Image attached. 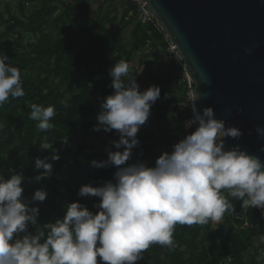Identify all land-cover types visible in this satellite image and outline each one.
Here are the masks:
<instances>
[{
	"label": "trees",
	"instance_id": "trees-1",
	"mask_svg": "<svg viewBox=\"0 0 264 264\" xmlns=\"http://www.w3.org/2000/svg\"><path fill=\"white\" fill-rule=\"evenodd\" d=\"M25 2L33 4L31 9ZM114 21H107L105 13L91 16L89 0H17L15 8L0 0V54L6 53L20 69L25 92L0 107V173L6 178L22 173V195L29 201L36 190L47 192L43 202L30 204L39 208L41 226L62 219L72 202L96 213L99 198L80 197V187L101 186L114 178L115 166L94 168L91 161L106 160L109 149L116 151L112 141L119 139L116 130H93L102 101L114 91L109 70L115 63L126 61L132 76L136 68H142V77H135L139 91L152 85L161 89L148 121L139 129L140 146L129 162L142 160L153 166L163 152H171L175 143L192 132H183L174 116L180 89L176 80L182 69L167 60V39L155 21H138L127 0L120 24L131 26L129 41L107 47L97 29ZM32 104L56 108L50 121L53 129L41 131L38 122L29 119ZM165 118V131H155L153 123ZM53 150L59 160H51ZM45 157L53 164V174L37 182L35 176L43 169H35V159ZM223 194L227 197L226 191ZM227 198L234 212H226L220 222L191 227L177 224V246L169 249L153 244L137 264H264V243L254 244L264 235L259 212L251 207L241 209L242 201ZM236 213L243 219H237ZM29 231L34 233L35 226L30 225Z\"/></svg>",
	"mask_w": 264,
	"mask_h": 264
},
{
	"label": "clouds",
	"instance_id": "clouds-1",
	"mask_svg": "<svg viewBox=\"0 0 264 264\" xmlns=\"http://www.w3.org/2000/svg\"><path fill=\"white\" fill-rule=\"evenodd\" d=\"M255 47L244 51L251 54ZM109 75L114 91L102 101L93 130H116L119 139L112 141L116 151L109 149L106 160H93L91 166H115L116 171L113 180L101 186L85 184L78 192L80 197H98L94 205L98 211L72 202L62 219L41 226L40 210L30 204L43 202L47 192L36 190L29 201L22 195V173L7 178L0 173V264H98V257L100 264H137L153 244L174 249L177 224L220 222L226 212H234L227 197L242 201L241 209L259 208L264 214V160L239 144L226 150L225 138L238 140L243 133L226 127L211 107L201 114L195 94L190 103L193 117L185 121L186 129L195 126V130L175 143L171 152H163L153 166L142 160L129 162L140 146L137 133L148 121L161 89L152 85L139 91L124 60L115 63ZM24 95L20 69L6 53L0 54V107ZM55 115L52 105L32 104L29 119L38 122L39 130L49 131L55 127L50 122ZM255 132L264 140V126L257 125ZM258 151L264 153V144ZM51 160H59L55 150ZM35 169H43L35 176L37 182L53 174L48 157L36 158ZM30 225L35 226L34 233ZM259 239L264 243V235Z\"/></svg>",
	"mask_w": 264,
	"mask_h": 264
},
{
	"label": "water",
	"instance_id": "water-1",
	"mask_svg": "<svg viewBox=\"0 0 264 264\" xmlns=\"http://www.w3.org/2000/svg\"><path fill=\"white\" fill-rule=\"evenodd\" d=\"M142 2L180 56L201 114L211 107L226 127L243 133L226 137L225 149L239 144L264 160L258 151L264 140L255 132L264 126V0Z\"/></svg>",
	"mask_w": 264,
	"mask_h": 264
},
{
	"label": "built area",
	"instance_id": "built-area-1",
	"mask_svg": "<svg viewBox=\"0 0 264 264\" xmlns=\"http://www.w3.org/2000/svg\"><path fill=\"white\" fill-rule=\"evenodd\" d=\"M128 1L129 3L133 4L138 21H140L143 24L155 21V18L153 17L149 9L146 8L142 0H128ZM157 27L159 28L158 25ZM165 56L167 60L170 61L175 67H180L182 69L181 75H179V77L176 80V86L179 87L180 89L178 93V98L175 103L174 116L179 121L181 130L183 132L188 133L194 131L195 126H193V128L190 129L185 128V121L190 120L193 117V113L191 111V105H190V103H192L193 101L192 92H191V89L193 88V83L187 71L184 68V64L180 56L177 54L174 46L172 45V43L168 41V39L165 48ZM254 209L257 212H259L262 223L264 224V214H262V210L259 208H254ZM235 217L239 220L243 219V215L239 213H236Z\"/></svg>",
	"mask_w": 264,
	"mask_h": 264
},
{
	"label": "rangeland",
	"instance_id": "rangeland-1",
	"mask_svg": "<svg viewBox=\"0 0 264 264\" xmlns=\"http://www.w3.org/2000/svg\"><path fill=\"white\" fill-rule=\"evenodd\" d=\"M127 0H89V9H90V13L91 16H97L98 12L100 13H105L106 14V20H110L112 18L115 19L113 24H109L107 26H100L97 29V33L101 34L102 36L105 37L106 43H107V47H111V46H115L118 44H122V43H128L129 41V30L130 28L125 26V27H121L120 24V19H121V15L122 12L125 8V4H126ZM4 2H8L10 4V6L12 8H15L16 2L17 0H2V3ZM33 4H29L27 2H25V7L28 9L32 7ZM102 6V8H101ZM101 9V11H100ZM98 11V12H97ZM131 27V26H130ZM144 50L140 51L139 53H143ZM137 53V52H136ZM135 53V54H136ZM139 53H137L139 55ZM131 64H133V67L136 68L137 65L133 62H131ZM136 75H134V77L138 76V77H142V68L141 70L138 68ZM177 87V86H176ZM177 89V88H176ZM165 119L162 120H157L155 123H153L154 127L156 126L155 131H159V132H164L165 131V127H163V124L165 122ZM142 132L137 133V136L139 137V135H141ZM262 242L260 241V239H255L254 244L255 245H259Z\"/></svg>",
	"mask_w": 264,
	"mask_h": 264
},
{
	"label": "crops",
	"instance_id": "crops-1",
	"mask_svg": "<svg viewBox=\"0 0 264 264\" xmlns=\"http://www.w3.org/2000/svg\"><path fill=\"white\" fill-rule=\"evenodd\" d=\"M127 27H129V28H130V25H129V26H127Z\"/></svg>",
	"mask_w": 264,
	"mask_h": 264
}]
</instances>
